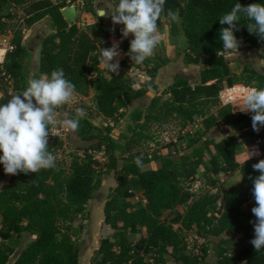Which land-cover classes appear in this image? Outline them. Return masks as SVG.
<instances>
[{"label":"trees","instance_id":"1","mask_svg":"<svg viewBox=\"0 0 264 264\" xmlns=\"http://www.w3.org/2000/svg\"><path fill=\"white\" fill-rule=\"evenodd\" d=\"M27 1L31 3L26 28L30 29L49 18L55 31L41 39L38 65L32 63L33 50L23 44V30L13 33L10 41L13 50H8L0 63V82L9 81V88L0 87V104L26 89L31 71L37 77L41 74L50 76L58 68H62L66 79L75 85L76 94L88 97L93 90L98 91V112L109 119L129 109L135 99L144 96L146 90H155L158 94L145 108L132 109L126 129L119 134L120 140L111 136L115 129L113 125L100 126L89 118L80 119L75 135L83 140H98L103 146L105 160L87 153L82 159L72 160L68 166L56 159L53 169L10 176L9 183L0 193V264H7L15 253L14 248L6 243L15 234L34 237L21 250L15 264H80L82 253L73 238L74 224L85 213L94 193L103 185L104 177L118 170L120 162L122 167L118 183L111 190L104 208L105 223L114 233L111 238L102 240L92 264H167L166 254L181 264H205L208 249L203 247V253L188 254L187 243L180 230L196 231L202 237H221L225 232L234 231L232 235L243 234L245 238L253 239L254 229L250 221L255 217L251 209L256 205L249 204L253 197L249 177L259 175L252 165L264 159V144L260 145V157L239 163L236 159V137L217 142L205 138V135L221 123H237L246 118L236 113L232 105H221L219 92L224 85L239 83L264 88L263 74L250 66L241 73H234L225 57L217 56V51L222 50L223 46L219 37L221 16L236 3L247 6L252 3L264 4V0H184L179 15L188 42L186 60L201 66V82L190 84L178 76L163 91L153 82L162 65L154 62L152 57L140 63L145 65L144 70L150 78L145 81L146 90L134 89L131 80L121 72L119 75H107L106 69L98 63L100 44L88 32L80 29L77 25L79 17L71 22L66 20L62 12L66 7L64 4L52 0H0L1 32H6L4 7ZM74 1L70 0L72 4ZM248 22L242 17L238 25L240 31L235 32L237 39L242 41L240 47L264 42L256 35L249 34L246 28ZM99 30L105 33L106 42L102 44L106 48L111 46L107 40L112 37L121 40L120 33L110 32L103 22H100ZM129 42L126 38L120 44L124 53L129 50ZM212 81L214 83L209 85ZM170 123L181 128L197 123L199 129L196 134L202 136L193 139L195 147L191 152L177 158L170 154L149 155L143 152L138 167L136 159L128 156L131 143L152 141V129ZM257 138L261 140L262 135ZM48 146L54 154L53 147ZM152 161L160 162V167L145 170L144 167ZM207 163L217 174L240 171L243 176L239 187L220 191L221 202H218L219 196L215 194L200 198L193 196V199L192 195H189L190 198L184 196L183 181H194L196 170L207 166ZM126 183L130 190L141 191L145 204L139 201L134 205L126 199ZM190 199L185 213L177 215L181 227L175 229L164 219V214ZM144 228L146 233L139 243L134 244L130 235L140 234ZM230 247V238L220 239L215 248V264H242L243 261H247V264H264V249L257 253L253 247L245 246L232 251ZM169 249H172L171 253Z\"/></svg>","mask_w":264,"mask_h":264},{"label":"clouds","instance_id":"2","mask_svg":"<svg viewBox=\"0 0 264 264\" xmlns=\"http://www.w3.org/2000/svg\"><path fill=\"white\" fill-rule=\"evenodd\" d=\"M164 4L165 0H119L114 10L98 9V17L110 18L113 26L123 25L121 40H113L111 47H101L98 63L108 72L119 75V60L122 57L120 44L130 34L134 38L129 42L128 52L123 55L130 59L131 64L143 63L152 56L161 40L157 21L164 12ZM242 17L249 21L246 26L249 34L264 41V4L242 6L236 3L219 19V37L223 46L222 50L217 51V56L239 52L242 41L237 39L235 32L240 31L238 25ZM167 19L179 22L180 17L177 12L169 10ZM110 31L114 33L115 27ZM74 93L75 85L66 79L63 69L58 68L50 76L41 74L39 78L29 79L25 90L0 104V165H3L5 175L35 174L56 167V157L48 146V138L53 130L51 126L58 123L75 132L79 130L80 119L85 115L83 108H77L75 117L67 118L68 113H64L66 118L57 122V109L67 104ZM241 95L244 107L240 112L251 113L252 129L259 133L264 128V88L245 87ZM258 155L257 146L247 149L244 163ZM135 163L139 167L141 158L137 157ZM252 168L259 175L249 177L256 205L251 209L255 220L250 221L254 229V238L250 243L259 253L264 249V159L254 163ZM242 264H247V261Z\"/></svg>","mask_w":264,"mask_h":264},{"label":"rangeland","instance_id":"3","mask_svg":"<svg viewBox=\"0 0 264 264\" xmlns=\"http://www.w3.org/2000/svg\"><path fill=\"white\" fill-rule=\"evenodd\" d=\"M52 1L59 4H64L66 7L70 6V8L68 9L69 11L71 10V12L74 13V20L79 16L77 25L82 30H85L88 27L87 23L83 21L84 14H91L97 20V24H96L97 33L94 34V39L100 44V47L106 48L102 44L106 42L105 33L99 30V25H100L99 20L100 18H103V21H101V23L102 22L104 23L105 17H98L97 12L98 9L100 8H107L110 10H114L118 5L119 0H75L73 2L74 4H72L70 0H52ZM165 1L167 5H169L170 3L172 6H174L175 9L180 10V7L182 6L184 0H165ZM30 3L31 1H27L26 3L21 5H14L10 3L4 7L3 13L6 15V20H5L6 32L5 33L2 32V34L12 36L15 31H19L22 29L24 33L25 31L28 32V30H30L26 28V18L28 17L27 15L30 8ZM46 22L48 24H51L50 20H42L39 23H37L32 30L36 29V27H40V25H43ZM106 25L109 31L110 29L115 27L114 34L120 33L121 29L120 28L118 29L120 25L113 26L111 21H109ZM28 33H30V31ZM38 35L41 36V34L33 32V34H31L30 37L27 39L28 47L31 50H33V61H32L33 65L35 64L36 61H38L39 63L38 60L39 52L37 50L40 41L39 39L36 38ZM113 40H116L115 37H112L107 41H109V43L112 45ZM0 44H2L1 47L3 48L7 47L8 50L10 43H8L7 40L4 38L3 40L0 39ZM121 53H122V57L119 60V64H120L119 72H121L131 80V85L134 89L138 88V86H144L143 81L146 77V72L144 70L145 65L136 64V63L131 64L130 59H128L126 55H123L124 54L123 52ZM3 60L4 58H2L1 56L0 61L3 62ZM101 67L104 68L102 65ZM109 74L110 72L107 73V75ZM29 76L30 79L39 78L32 71L29 73ZM8 82L9 81L7 80L6 81L1 80L0 87H2V89L9 88ZM136 103L139 104L140 102H136ZM133 106H134V102L132 105H130L129 109L125 111L122 110L120 114L117 115L115 118L109 119L102 116L98 112L96 95H93L91 93L88 97H82L74 93L73 97L67 104L62 105L57 109L59 115L56 117V120L57 122H59L65 119L66 117L64 116V113H68L67 118L75 117L76 109L83 108L85 110L84 117L89 118L97 125L100 126L113 125L115 129L111 134V136L115 140H120L119 134L126 129V124L129 115L128 112L133 109ZM52 129H53L52 133L48 138L49 144L54 149V154L56 159L60 161L63 165L68 166L72 162V160H74L75 158L82 159L87 153L101 160L106 158V156L104 155L103 146H101L98 140L80 139L75 135L73 131L63 128L58 123L57 125H53ZM197 129H198L197 123L189 124L186 128H181L175 123H170L163 125L161 127L153 128L151 131L153 140L147 143L132 142L128 150V156L130 158L137 159V157L141 158V155L144 152V153H148L149 155H153L156 153L170 154L171 156L177 158L180 155H182V153H184L186 150H188V148L192 147L193 139H197L198 137L197 136L198 134H195L196 133L195 131ZM201 136L202 135L199 134V137ZM119 165L120 166L118 170L112 172L109 176L104 177L103 185L100 187L98 191L94 193L93 198L88 204L85 213L74 224L73 238L79 244L82 253L80 264H87L88 260H86V258H89V252L91 251L90 248L97 246L96 244L97 240L99 243H101L103 239L111 238L113 235V234L112 235L107 234L106 232L107 230H105L106 223H105L104 208L111 190L118 183L117 179L121 172L122 163L120 162ZM206 165L207 166H201L195 172V175L196 174L198 175L197 180H199V182L197 183L198 186L196 187V189L200 191L199 197L205 195L210 196L215 194L219 196L218 202H221L222 192L220 191H222L223 187L220 178L226 177L227 172L223 171L217 174L209 166V163H207ZM9 177L10 175H5L3 170V165H0V178L3 179L2 183L8 184ZM195 180L192 182H188L185 180L183 181V187L185 189V193H184L185 197H189V195H191L190 189L193 188L192 183L195 182ZM125 186L127 189V192L125 193V197L128 201H130L134 205H137L139 201H143V204L146 203V201L142 200L140 191L136 190L134 192L130 190V186L127 183L125 184ZM107 227L109 226L107 225ZM0 228H1V222H0ZM98 233L101 234L98 235ZM180 233L187 243V253L191 255L200 254L201 251H202L201 253H203V247H206L208 250L210 249V247L214 248V246L216 245L219 239V237H215V236L202 237L201 235L197 234L196 231L180 230ZM140 236L141 237L137 236L136 241H134V244L139 243L140 239L142 238V234ZM225 238L231 239V247H230L231 251L241 249L242 247L245 246L253 247L250 243V240L245 238L243 234L231 235L230 232H226ZM32 239L33 237H31V235L28 234H22L19 236L15 234L6 243L10 247H13L15 253H17L23 250L24 248H26V245L29 244ZM0 243H1V239H0ZM171 251L172 249H169L170 253ZM94 258L95 256L93 257V259ZM149 260L152 259L149 257ZM178 264L181 263L179 262Z\"/></svg>","mask_w":264,"mask_h":264},{"label":"crops","instance_id":"4","mask_svg":"<svg viewBox=\"0 0 264 264\" xmlns=\"http://www.w3.org/2000/svg\"><path fill=\"white\" fill-rule=\"evenodd\" d=\"M166 2V1H165ZM70 7H65L62 9V11H69ZM72 8V7H71ZM77 10V9H76ZM171 10L174 12H177L179 14V9H175L174 6L171 4L167 5L164 4V12L161 14L160 19L157 21L158 24V30L161 34V40L158 43V45L155 47L153 51V55L150 56L154 59V62L161 64V68L158 70L157 77L153 80V82L159 87L160 91L165 90L169 85H171L175 78L180 76L185 78L190 84H199L201 82V66L190 63L186 60V54L188 52V42L185 38L183 27H182V20L180 17L179 22H170L167 19V12ZM71 11V10H70ZM73 13V12H72ZM79 17V16H78ZM44 20H50L49 18H46ZM79 20V19H78ZM83 21L87 23V29H85L86 32H88L93 38L94 34L97 33V20L91 15V14H84ZM100 22L103 20H99ZM109 21H111L110 18H105V24H107ZM50 23L52 24L51 20ZM48 24L47 22L43 25H40V27H36V29L28 30L30 33L25 31L23 34V44L28 47L27 39L30 37L33 32L41 34V36H37L36 38L39 39V59H40V48H41V40L45 36L49 35L50 33H53L55 31L53 25ZM123 25H120L118 29L122 28ZM39 30V31H38ZM0 39H6L8 43H10L13 35H5L2 34L0 30ZM134 37L131 36V34L127 37V39L132 40ZM2 44H0V57L5 58V54L8 51L7 47H1ZM120 51L124 53V51L120 48ZM239 52L234 53L232 55H223L230 66V69L234 73H241L245 67L250 66L255 71H257L260 74L264 75V42L259 44H247L243 45L239 48ZM38 59V60H39ZM4 61V60H3ZM2 63V61H0ZM35 65H38V61L35 62ZM146 72V71H145ZM150 78L146 77L143 81L144 86H138L136 90L143 88L144 90L147 89L145 86V81L149 80ZM214 81L210 82V84H213ZM239 84V83H238ZM135 86V85H134ZM227 85H224L226 87ZM93 95H98L99 92L93 90L91 92ZM158 94L155 90H146L144 96L139 97L134 100V106L135 108H145L150 100L155 97ZM159 94H161L159 92ZM165 98H168V96H165ZM136 102H140L139 104ZM133 104V103H132ZM131 104V105H132ZM235 112L243 114L246 118L242 122L237 123H221L218 126L212 128L208 133H206L205 138L213 139L217 142L222 141L228 137L234 136L236 137V143H237V156L236 159L239 163H243L246 157L247 149L251 150L253 146H257L260 152V155L255 156L253 158H258L261 156V150L260 145L264 144V128L260 130L259 133H256L253 131L251 126V113H243L240 112L244 105L243 101L237 102L234 105ZM239 106V107H238ZM132 111V110H131ZM129 111L128 114L131 112ZM128 123V121H127ZM199 125L197 124V127ZM189 129V127H188ZM199 129V127H198ZM197 129V130H198ZM197 130L195 132H197ZM196 134V133H195ZM262 135V139L258 140L257 136ZM199 136V135H197ZM191 145V144H190ZM195 146L192 145V147L188 148L184 153H189L193 150ZM247 148V149H246ZM175 158V157H174ZM105 160V159H103ZM160 167V162L158 161H152L149 164H147L144 169H158ZM198 170V169H197ZM195 182L192 183L193 188L190 189L191 191V199H193V196L196 198H200L199 194L200 191L196 189L198 186L197 183L199 182L198 175H195ZM242 178V174L240 171L234 172L232 174H227L226 177L220 178L222 182V187L225 190H229L232 187H239L242 184V180L239 182V180ZM239 182V183H238ZM195 183V184H194ZM218 192V190H217ZM141 194V191H140ZM191 199L188 200L185 204L180 206L179 208L173 210V211H167L164 214V219L167 220L168 223L173 224L175 229H178L181 227V222L177 221V215L180 216L185 213L187 210V207L189 203L191 202ZM91 201V200H90ZM90 203V202H89ZM88 203V204H89ZM249 204H255L254 197H251L249 200ZM88 206V205H87ZM105 230H107V234L112 235L113 231L110 227H107L105 224ZM146 233V229H142V233L140 234H131L130 237L133 241H136L137 236L141 237ZM226 233V232H225ZM225 233L221 236V238H225ZM234 232L232 231L231 235ZM101 233H98L100 235ZM33 237V236H31ZM34 238V237H33ZM99 238V236H98ZM219 237L218 242L214 246V248L210 247L208 250V256L206 258L205 264H215L217 257L215 255V248L218 245L220 239ZM139 240V239H138ZM31 242V241H30ZM30 244V243H29ZM27 244L26 247L29 245ZM96 244H100L98 240L96 241ZM208 246V245H206ZM25 249V248H24ZM166 263L167 264H178L173 256L170 254H166Z\"/></svg>","mask_w":264,"mask_h":264},{"label":"built area","instance_id":"5","mask_svg":"<svg viewBox=\"0 0 264 264\" xmlns=\"http://www.w3.org/2000/svg\"><path fill=\"white\" fill-rule=\"evenodd\" d=\"M8 50H13L11 43L9 44ZM246 86L244 84H234L232 86H226L219 92L220 103L223 106L234 105L242 100V91Z\"/></svg>","mask_w":264,"mask_h":264},{"label":"water","instance_id":"6","mask_svg":"<svg viewBox=\"0 0 264 264\" xmlns=\"http://www.w3.org/2000/svg\"><path fill=\"white\" fill-rule=\"evenodd\" d=\"M72 8H74V7H72ZM62 12H63V15H64V17L66 18L67 21H70V22L74 21V13H72L71 11H62ZM9 180H10V177H9ZM2 182H3V179L0 178V193H1L2 189H3V187L6 185V183L3 184ZM100 246H101V243L98 244L96 247L90 248L91 251L89 252V258H86V260H88L87 264H92L93 257L95 256L96 252L99 250ZM20 252L21 251H19L17 253H14L10 257V259H9L7 264H15L16 260L18 259L19 255H20ZM80 262H81V258H80Z\"/></svg>","mask_w":264,"mask_h":264}]
</instances>
